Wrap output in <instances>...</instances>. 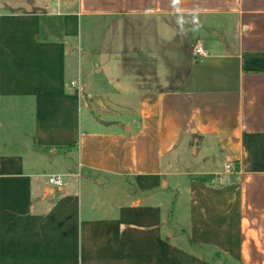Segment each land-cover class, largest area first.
<instances>
[{
	"label": "crops",
	"instance_id": "crops-1",
	"mask_svg": "<svg viewBox=\"0 0 264 264\" xmlns=\"http://www.w3.org/2000/svg\"><path fill=\"white\" fill-rule=\"evenodd\" d=\"M218 254L264 264V0H0V264Z\"/></svg>",
	"mask_w": 264,
	"mask_h": 264
},
{
	"label": "rangeland",
	"instance_id": "rangeland-1",
	"mask_svg": "<svg viewBox=\"0 0 264 264\" xmlns=\"http://www.w3.org/2000/svg\"><path fill=\"white\" fill-rule=\"evenodd\" d=\"M122 22V21H121ZM122 23V37L123 40L126 38L128 40L129 43H132L134 41V44H142V42H144V34L142 33V21L140 19H123ZM165 23H170V25L172 24L171 21H167V19H149L148 20V27L150 28H154V27H160L162 25H164ZM176 24V22L174 23ZM173 24V25H174ZM167 25V24H166ZM93 30L94 32H91L89 34L86 35V44L89 45L90 50H89V54L86 55V57L91 61H96L97 62V57H98V31H97V26L98 23L97 21H95L93 23ZM91 26V27H93ZM135 28V29H134ZM125 32V33H124ZM149 37V35H147ZM87 70L88 68L90 69V71L92 74H95V68L96 66H90V67H85ZM157 83H154V85H156ZM212 255V254H211ZM216 260L218 262V264H239L235 259H229L227 257H223V256H217ZM264 261V259H263Z\"/></svg>",
	"mask_w": 264,
	"mask_h": 264
},
{
	"label": "built area",
	"instance_id": "built-area-1",
	"mask_svg": "<svg viewBox=\"0 0 264 264\" xmlns=\"http://www.w3.org/2000/svg\"><path fill=\"white\" fill-rule=\"evenodd\" d=\"M196 53L203 55L200 47L196 49ZM71 85H74V82H71ZM228 167V166H227ZM47 182L54 187H61L63 185V180L60 176L53 175L47 179Z\"/></svg>",
	"mask_w": 264,
	"mask_h": 264
},
{
	"label": "trees",
	"instance_id": "trees-1",
	"mask_svg": "<svg viewBox=\"0 0 264 264\" xmlns=\"http://www.w3.org/2000/svg\"><path fill=\"white\" fill-rule=\"evenodd\" d=\"M217 256H219V254Z\"/></svg>",
	"mask_w": 264,
	"mask_h": 264
}]
</instances>
